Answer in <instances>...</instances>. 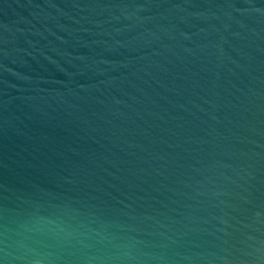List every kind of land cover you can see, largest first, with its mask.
I'll return each instance as SVG.
<instances>
[{
    "label": "water",
    "instance_id": "1",
    "mask_svg": "<svg viewBox=\"0 0 264 264\" xmlns=\"http://www.w3.org/2000/svg\"><path fill=\"white\" fill-rule=\"evenodd\" d=\"M34 216L142 264H264V0H0L8 253Z\"/></svg>",
    "mask_w": 264,
    "mask_h": 264
},
{
    "label": "clouds",
    "instance_id": "2",
    "mask_svg": "<svg viewBox=\"0 0 264 264\" xmlns=\"http://www.w3.org/2000/svg\"><path fill=\"white\" fill-rule=\"evenodd\" d=\"M15 235L11 253H8L7 241L0 239V253L10 254L14 264H67L65 253L70 249L76 253L73 264H142L127 249L111 254L105 252V238L98 240L99 250L89 252L90 237L86 233L70 232L41 216L20 222ZM0 264H4L3 259H0Z\"/></svg>",
    "mask_w": 264,
    "mask_h": 264
}]
</instances>
